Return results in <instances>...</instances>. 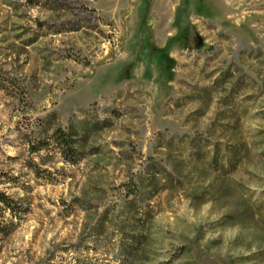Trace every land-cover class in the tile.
<instances>
[{"label":"rangeland","instance_id":"1","mask_svg":"<svg viewBox=\"0 0 264 264\" xmlns=\"http://www.w3.org/2000/svg\"><path fill=\"white\" fill-rule=\"evenodd\" d=\"M0 193V264H264V0H0Z\"/></svg>","mask_w":264,"mask_h":264},{"label":"trees","instance_id":"2","mask_svg":"<svg viewBox=\"0 0 264 264\" xmlns=\"http://www.w3.org/2000/svg\"><path fill=\"white\" fill-rule=\"evenodd\" d=\"M53 141L56 147L59 150L60 155L65 161H72V159L76 158L77 150L75 148V140L71 134H68L61 129H56L52 133ZM44 142L39 144L37 148L34 149V152H39L44 146ZM73 164L75 162H72ZM0 207L7 210L11 216H18L17 212L20 211L18 204L13 201L9 196L4 193H0Z\"/></svg>","mask_w":264,"mask_h":264}]
</instances>
